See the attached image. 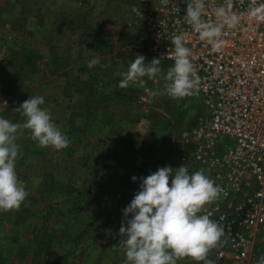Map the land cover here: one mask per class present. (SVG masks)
Segmentation results:
<instances>
[{"label": "rangeland", "instance_id": "1", "mask_svg": "<svg viewBox=\"0 0 264 264\" xmlns=\"http://www.w3.org/2000/svg\"><path fill=\"white\" fill-rule=\"evenodd\" d=\"M135 2L0 0V117L21 123L14 110L43 96L70 141L60 151L41 148L28 131L17 141L28 196L19 211L0 212V264H124L112 246L139 178L182 165V134L204 110L200 95L156 96L143 114L136 85L122 89L115 75L137 54L149 63L150 43L130 12ZM261 257L254 251L245 264Z\"/></svg>", "mask_w": 264, "mask_h": 264}, {"label": "built area", "instance_id": "2", "mask_svg": "<svg viewBox=\"0 0 264 264\" xmlns=\"http://www.w3.org/2000/svg\"><path fill=\"white\" fill-rule=\"evenodd\" d=\"M223 2L214 0L203 18L214 19L212 8ZM251 3L234 0L233 11L241 15L240 25L224 37L220 52L205 46L185 23L183 0H171L167 6L161 0H136L130 9L150 43L149 62L161 58L164 73L174 65L167 58L174 47L170 42L173 35H182L192 50V63L200 79L196 94L204 110L182 134L188 150L180 161L187 165L189 174L203 169L228 193L207 207L211 219L225 229L210 258L214 264H245L264 243V21L248 18ZM256 4H264V0H256ZM144 80L145 87L136 85L137 101L147 114L154 97L145 89H162L164 81L159 77Z\"/></svg>", "mask_w": 264, "mask_h": 264}, {"label": "clouds", "instance_id": "3", "mask_svg": "<svg viewBox=\"0 0 264 264\" xmlns=\"http://www.w3.org/2000/svg\"><path fill=\"white\" fill-rule=\"evenodd\" d=\"M183 2L186 4L185 23L205 46H210L214 52L222 51L224 37L241 21V15L233 11L234 0H224L212 8L214 19L203 18L214 0ZM170 3L171 0H161L162 5ZM246 15L250 20L264 21V4L257 5L256 0H252ZM170 42L174 47L167 58L173 60L174 65L166 73L160 67L161 58L146 63V57L137 54L126 71L121 64L115 73L121 77L119 87L126 89L137 85L143 88L145 77L153 81L159 77L164 81L162 89H145L151 97L167 95L182 100L198 93L200 79L192 63V50L186 47L182 35H173ZM99 64L97 56L88 62V67L91 69ZM44 103L43 96H30L21 103L14 110L24 117L21 123L0 117V212L19 211L28 196L16 172V162L22 155L17 141L25 131L41 148L60 151L69 146V138L53 122L50 111L42 107ZM131 179L138 180L135 176ZM222 195L227 197L228 193L203 169L189 174L187 165L175 169L161 167L139 178V191L122 210L119 246L112 248L123 251L124 264H178L185 259L196 264H214L209 255L220 246L225 229L211 219L207 207L219 201ZM258 264H264V257Z\"/></svg>", "mask_w": 264, "mask_h": 264}, {"label": "trees", "instance_id": "4", "mask_svg": "<svg viewBox=\"0 0 264 264\" xmlns=\"http://www.w3.org/2000/svg\"><path fill=\"white\" fill-rule=\"evenodd\" d=\"M172 125H174V124H172ZM169 130H171L170 127H169ZM256 251H257V253L263 252V256H264V243H262L261 245H259Z\"/></svg>", "mask_w": 264, "mask_h": 264}]
</instances>
